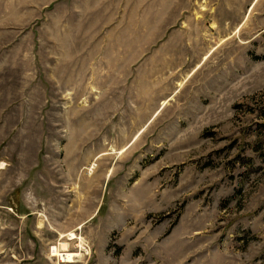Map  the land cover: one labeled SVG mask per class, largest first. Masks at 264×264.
Masks as SVG:
<instances>
[{"label":"rangeland","instance_id":"obj_1","mask_svg":"<svg viewBox=\"0 0 264 264\" xmlns=\"http://www.w3.org/2000/svg\"><path fill=\"white\" fill-rule=\"evenodd\" d=\"M63 243L264 264V0H0V264Z\"/></svg>","mask_w":264,"mask_h":264},{"label":"bare ground","instance_id":"obj_2","mask_svg":"<svg viewBox=\"0 0 264 264\" xmlns=\"http://www.w3.org/2000/svg\"><path fill=\"white\" fill-rule=\"evenodd\" d=\"M65 237H67L68 240H72L76 236H75L74 232H71V233H68V234H66V233L60 234V238L61 239L65 238ZM77 247H79L80 249L83 248V243H82V239L81 238H79V244H78ZM63 250L65 252H59V249L57 247H52L51 252H52L53 255L60 257L61 262L65 263V264H73V262L76 261V257H79V256L82 255V250L83 249L80 250V252L74 253V252H71V251L68 250L67 243L66 244L63 243V244H61L60 251H63Z\"/></svg>","mask_w":264,"mask_h":264}]
</instances>
